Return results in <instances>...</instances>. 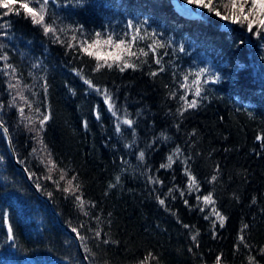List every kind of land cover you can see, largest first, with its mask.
<instances>
[{
    "label": "trees",
    "instance_id": "16d2710c",
    "mask_svg": "<svg viewBox=\"0 0 264 264\" xmlns=\"http://www.w3.org/2000/svg\"><path fill=\"white\" fill-rule=\"evenodd\" d=\"M189 5L200 17L179 16L171 0H59L58 6L50 5L57 26H82V38L96 31L123 35L129 20L155 32L165 45L158 49L160 64L150 53L133 58L138 66L123 72L117 67L94 71L95 60L45 36L22 11L3 16L6 9L0 8V23L10 25L0 29L7 32L0 36V55L8 56L0 61V121L9 134L8 140L0 129V264H139L149 252L156 257L149 264H214L217 255L221 264H248L249 255L255 264H264V140L256 139L264 136V33ZM150 42L137 47L147 50ZM5 63L16 68L15 77L4 75ZM200 68L207 69L201 79L209 83L197 107L181 115L180 84L185 74ZM17 79L20 87L9 89ZM104 90L119 119L133 121L131 127L120 124L116 131L118 119L103 102ZM17 91L31 109L19 97L9 106ZM192 98L189 92L187 99ZM44 114L49 119L37 134ZM9 145L22 168L12 160ZM177 147L172 166L161 168ZM49 159L56 168L50 170ZM186 168L198 181V191L189 190ZM62 172L65 180H60ZM73 176L79 191L65 193ZM209 192L226 218L223 227L211 214L213 205L197 200ZM75 195L86 201L83 209ZM157 196L165 199L164 206ZM245 224L242 234L249 247L239 245L237 251L234 245ZM97 229L100 239L94 236Z\"/></svg>",
    "mask_w": 264,
    "mask_h": 264
},
{
    "label": "snow or ice",
    "instance_id": "6c2138e0",
    "mask_svg": "<svg viewBox=\"0 0 264 264\" xmlns=\"http://www.w3.org/2000/svg\"><path fill=\"white\" fill-rule=\"evenodd\" d=\"M77 3L80 0H76ZM188 4L196 5L202 9H207L209 12H213L215 16L219 17L221 20L229 21L232 24H240L246 25L247 30L249 32H254L255 34L264 33V0H187ZM18 5V7H17ZM50 5H59V0H0V8L6 9L4 11L3 16H8L9 14H15L19 16L21 11L24 14L26 19H29L33 26H39L42 29V32L45 36H51L55 42L64 44L66 48L73 49L78 52V54L87 56L96 62V67L94 71H99L101 68L107 67L109 69L113 67L119 68L121 72L125 69L133 68L135 69L138 65L134 62L133 58L139 59L140 57H148L151 53L153 58V62L157 65L160 64V58L158 55V49L164 48L165 45L158 39H156V33L153 32L149 34L147 31L142 30L141 26L133 23V21L129 20L127 22V30L123 33V35H116L110 31H96L88 36V38H82L84 34V29L82 26H78L75 28L72 27H58L56 21L51 19L49 16ZM221 7L224 11H221ZM54 15V13H53ZM10 25L5 23H0V29H6ZM143 31V34H141ZM71 32L70 37L64 39L63 36H67V34ZM79 34V35H78ZM6 31H0V36H6ZM150 39L151 42L146 44L145 48L137 47L140 41H145ZM0 48H3V45L0 44ZM183 49H181L182 51ZM8 56L6 54L0 55V61H7ZM141 63H147V60L140 61ZM33 67H37V65H33ZM4 75L15 77L16 68L13 67L10 63H5L4 66ZM11 70L9 73L7 70ZM160 71H163V68H160ZM207 69L200 68L198 71L192 73H187L183 77V82L180 84V88L184 89V94L179 97L183 103L181 104L180 108H178V112L182 115L184 111L192 108H196L199 99L201 97V93L203 90V85L209 83V79H201L205 76ZM77 75H81L79 71L76 73ZM151 76H156L157 72L152 71L149 73ZM194 77L193 79L189 80V77ZM83 82L88 85L89 88H95L93 82L87 78L82 77ZM218 78H212L211 82H217ZM20 87V81L17 79L15 84L9 83V89H18ZM27 88V85H24ZM46 90V85L44 86ZM98 92L100 89H96ZM191 92L193 98L191 100L187 99L188 93ZM175 95V93H173ZM19 97L20 100L24 101L25 104L29 109L32 108V105L28 103L27 98L23 95L22 91H17L16 95L12 97V101L10 103L11 106H15V101ZM104 104L107 105L108 111L112 114L113 117H117L118 123L116 126V131L119 133L121 131L120 124L128 125L131 127L133 125V121L128 119L126 116L122 120L118 117V110L115 108V105L112 101L110 95L107 94V90H104ZM3 105H0L2 108ZM39 112V109H36ZM18 112L23 117L24 109L19 108ZM49 116L44 114L42 118L39 119V128L36 130L37 134L43 130L45 122L48 121ZM97 119H99V115L97 114ZM29 123H32L31 118H28ZM87 125L85 124V127ZM0 128H3L4 133H7V128L4 127L3 122L0 121ZM256 139L264 140V136L257 135ZM42 143V141H41ZM127 147V145H126ZM36 149H33L35 152ZM180 153L179 147L174 150L173 155H169L167 157V163L161 164V168H170L172 166L173 156ZM138 159L143 161L144 159V152L141 151L139 153ZM50 170L56 168V163L49 159L48 161ZM185 174L188 177V186L189 190L198 188V181L196 178L190 173V171L186 168ZM65 175L63 172L60 175V180H65ZM51 179V177H47ZM118 179V178H117ZM216 176H212L211 180L215 181ZM76 180V177L73 176L71 179L67 180V186H65L62 190L65 193L73 194L79 191V184H73V181ZM149 182H153V178L149 177ZM156 183H160V181H155ZM57 185H59V181H56ZM111 186V185H110ZM173 189L169 188L168 192L171 193ZM184 193L181 192V196ZM158 203L161 206L165 205V199L160 198L157 196ZM197 200H202L205 206L213 205L211 209V214H214L221 227L224 226L225 217L215 208V201L213 200L212 193L209 192L207 195L198 196ZM75 201L78 205L83 209L86 201H84L81 195H75ZM184 203L187 205L188 201L185 200ZM200 211H204V208H201ZM85 215L87 213L85 212ZM206 220L209 219V216L204 217ZM97 219H99L97 217ZM4 224H8V217L7 214H4ZM185 228H189V225H183ZM248 225H243L241 229V234L237 236V244L234 245V248L239 251V245H243L245 248H248L249 245L246 242V237L242 234L243 230L246 229ZM72 232L77 234V237L80 241H84L85 237L80 235L78 229L76 227H72ZM198 235V233L196 234ZM196 235L192 236V240H196ZM94 236L96 239H100L102 236L101 230L97 229L94 232ZM8 237L9 239L13 238L12 229L8 228ZM102 243L108 244L109 240L103 239L101 240ZM85 252L88 251L87 244L82 245ZM191 251V249H189ZM261 253H264V247L260 249ZM87 258V257H85ZM150 260H156V257L149 252L139 264H149ZM222 257L221 255H217L214 264H221ZM158 264V261H157ZM248 264H255V258L251 255L248 256Z\"/></svg>",
    "mask_w": 264,
    "mask_h": 264
},
{
    "label": "water",
    "instance_id": "95a60500",
    "mask_svg": "<svg viewBox=\"0 0 264 264\" xmlns=\"http://www.w3.org/2000/svg\"><path fill=\"white\" fill-rule=\"evenodd\" d=\"M172 3L174 4L175 11L178 15H180L184 18H188V19H195L198 17L197 12L191 6L183 5L178 0H172ZM0 129H1L2 133L4 134V136L6 138H8V140H9L8 132L5 134L3 131V128H0ZM9 146H10V154H11L12 160L14 161V163L17 167L22 168V166L16 161V158H15L13 149L11 148V145H9ZM8 228H9V226L7 225V229H6L7 234H8ZM9 240L12 241V239H9Z\"/></svg>",
    "mask_w": 264,
    "mask_h": 264
}]
</instances>
